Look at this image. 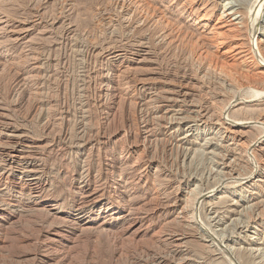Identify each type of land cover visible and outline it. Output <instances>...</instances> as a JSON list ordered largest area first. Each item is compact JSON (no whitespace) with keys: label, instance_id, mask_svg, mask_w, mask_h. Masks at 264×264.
I'll return each instance as SVG.
<instances>
[{"label":"rangeland","instance_id":"374dc122","mask_svg":"<svg viewBox=\"0 0 264 264\" xmlns=\"http://www.w3.org/2000/svg\"><path fill=\"white\" fill-rule=\"evenodd\" d=\"M263 60L264 0H0V264H264Z\"/></svg>","mask_w":264,"mask_h":264},{"label":"bare ground","instance_id":"6f19581e","mask_svg":"<svg viewBox=\"0 0 264 264\" xmlns=\"http://www.w3.org/2000/svg\"><path fill=\"white\" fill-rule=\"evenodd\" d=\"M117 4V6H119V2H117L116 3ZM140 4V3H139ZM227 5V4H226ZM122 6H123V3H122ZM122 6H120L121 8H122ZM141 6V5H140ZM139 11V10H138ZM231 11V10H230ZM204 15V14H203ZM229 15H230V13H229ZM204 17V16H203ZM231 18L232 17H229L228 16V14L227 13H225V10H223L222 9V12H221V14L217 17V20H216V22L214 23V25L211 27V29L209 30V32H208V34H210L209 36H211V37H209V40L212 38V40H215V42L217 41L218 42V40H221V39H223V41H222V43H220V44H223V43H225L226 42V40H228V39H225V37L227 38V36L229 35V34H231V33H234L236 30H237V25H236V23H234V21L233 20H231ZM202 20L204 21L203 22V26H205L206 25V23L208 22V20H209V16L207 15V16H205L204 18H202ZM158 21V20H157ZM26 23V22H25ZM162 23H163V21H162ZM161 23V24H162ZM169 24V23H168ZM167 26V25H166ZM239 29V28H238ZM16 30V29H15ZM168 31V30H167ZM203 35V34H202ZM207 35V34H206ZM206 35H204V37H206ZM233 37V36H232ZM231 37V38H232ZM238 37V36H237ZM201 38V37H200ZM208 38V37H207ZM206 38V39H207ZM202 39V38H201ZM203 39H205V38H203ZM205 39V40H206ZM233 39V38H232ZM199 40V39H198ZM211 40V41H212ZM196 42V41H195ZM221 42V41H220ZM218 44L219 43H217V46H218ZM208 46V45H207ZM216 46V47H217ZM237 48V47H236ZM244 49H246V48H244ZM247 50V49H246ZM223 52V51H222ZM252 52H246V51H244V50H241L240 48H239V50H238V52H237V54L236 55H240L241 56V54H243V56H241V59H239L240 60V63L242 64V65H244V66H246L247 68H250V69H253V70H257V69H260V68H258L257 67V65H258V62H257V64L255 63V60H254V57H253V55L251 54ZM222 54H224V53H222ZM258 54V53H257ZM239 56V57H240ZM205 56H203V58H204ZM207 57H208V55H207ZM213 57V56H212ZM211 57V58H212ZM238 58V57H237ZM204 60V59H203ZM238 60V59H237ZM202 61V60H201ZM217 61V60H216ZM264 61V60H263ZM211 63H212V61H211ZM263 63V62H262ZM214 64V63H213ZM230 64V63H229ZM260 65H262V64H260ZM262 66H264V65H262ZM216 67V66H215ZM229 67V66H228ZM234 69V68H233ZM127 72V71H126ZM231 72V71H230ZM235 72V71H234ZM257 72V71H256ZM258 73H261V72H258ZM231 74H233V73H231ZM235 75H237V74H235ZM234 75V76H235ZM244 75V74H243ZM259 75V74H258ZM227 76V75H226ZM229 77V76H228ZM247 78H249V77H247ZM257 78V77H256ZM245 80H247V79H245ZM223 84V83H222ZM259 93V92H258ZM257 93V94H258ZM264 94V93H263ZM262 94V95H263ZM264 97V96H263ZM178 100V99H177ZM196 101V100H195ZM197 102V101H196ZM210 117H207V116H203L202 117V120H203V122L204 123H208L211 127H215V128H218V129H226L224 126H223V124H222V122H221V120H220V115H219V113H218V111H216V109L214 108V109H212L211 111H210ZM207 117V118H206ZM181 120V119H180ZM189 122V121H188ZM232 130V129H231ZM230 132H232V131H230ZM228 134V133H227ZM229 135L230 136H225V138H224V141L226 142V143H231V142H233L234 140H235V137L234 136H232V133H229ZM12 142V141H11ZM232 151V150H231ZM239 153V152H238ZM11 157H14V156H11ZM232 163V162H231ZM136 178V177H135ZM33 187V186H32ZM31 189V188H30ZM32 191V190H31ZM35 192V191H34ZM155 193H157V195H158V197H160L161 199H165V194L163 193V192H161V191H159V189H158V191L157 192H155ZM32 196V195H31ZM168 196V195H167ZM195 196V195H194ZM35 197H37V196H35ZM157 197V198H158ZM33 198V197H32ZM159 198V199H160ZM195 199V198H194ZM166 200V199H165ZM197 200V199H196ZM161 201V200H160ZM8 203V202H7ZM192 203V202H191ZM195 203V202H194ZM10 204V203H9ZM169 205V204H168ZM192 205H193V203H192ZM10 206H11V204H10ZM16 206V205H15ZM157 206V205H156ZM170 206V205H169ZM165 206H163V208H164ZM167 207V206H166ZM166 207H165V209H166ZM162 208V209H163ZM4 209V208H3ZM7 209H9V207L7 208ZM10 211V210H9ZM13 211V210H12ZM11 211V212H12ZM15 214H16V212L15 213H13L12 215H11V217H15ZM180 214L182 215V217L183 218H187L188 217V214H189V211H188V206H186V205H184L182 208H181V211H180ZM17 215V214H16ZM20 216V215H19ZM2 218V216H0V219ZM181 218V217H180ZM179 219V218H178ZM184 220V219H183ZM185 221V220H184ZM163 231V230H162ZM170 231V230H169ZM175 231V230H174ZM161 232V231H160ZM166 232V231H165ZM157 233H159V232H156V236H155V238L157 239V240H162V238L164 239V236L165 235H167V234H165V235H159V234H157ZM163 233V232H162ZM167 233H169V232H167ZM172 234V233H171ZM170 234V235H171ZM170 235H168L169 237H171ZM178 235H180V234H178ZM167 236V237H168ZM175 236H177V235H175ZM166 237V236H165ZM168 237V238H169ZM154 238V239H155ZM181 238H182V235H181ZM180 238V239H181ZM155 239V240H156ZM169 239H171V238H169ZM177 240V239H176ZM156 242H158V241H156ZM161 242V241H160ZM171 263V262H170ZM171 264H174V263H171Z\"/></svg>","mask_w":264,"mask_h":264}]
</instances>
